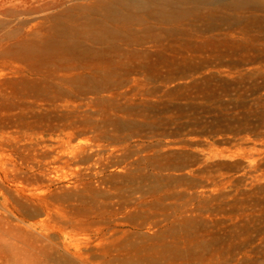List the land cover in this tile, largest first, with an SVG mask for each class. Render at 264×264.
<instances>
[{
  "label": "rangeland",
  "instance_id": "1",
  "mask_svg": "<svg viewBox=\"0 0 264 264\" xmlns=\"http://www.w3.org/2000/svg\"><path fill=\"white\" fill-rule=\"evenodd\" d=\"M128 1L0 0V264H264V6Z\"/></svg>",
  "mask_w": 264,
  "mask_h": 264
},
{
  "label": "bare ground",
  "instance_id": "2",
  "mask_svg": "<svg viewBox=\"0 0 264 264\" xmlns=\"http://www.w3.org/2000/svg\"><path fill=\"white\" fill-rule=\"evenodd\" d=\"M175 2L177 0H174ZM190 2H197V3H216L220 5H226V7L231 9H238L242 8L244 6H264L263 0H183ZM179 2V1H178ZM129 5H134L140 7L139 9L144 10H152L153 8L157 9L156 15L162 18L165 22L169 23H175L178 21V19L181 17L180 11L176 10L175 7H177L172 1L170 0H149V1H141V0H129ZM196 3V4H197ZM186 5V4H185ZM200 6V5H199ZM179 8V7H178ZM104 29V28H102ZM103 31H108L107 29H104Z\"/></svg>",
  "mask_w": 264,
  "mask_h": 264
}]
</instances>
